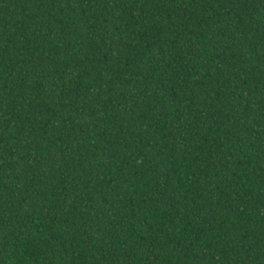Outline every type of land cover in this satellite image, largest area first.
Here are the masks:
<instances>
[{"label": "trees", "instance_id": "1", "mask_svg": "<svg viewBox=\"0 0 264 264\" xmlns=\"http://www.w3.org/2000/svg\"><path fill=\"white\" fill-rule=\"evenodd\" d=\"M0 264H264V0H0Z\"/></svg>", "mask_w": 264, "mask_h": 264}]
</instances>
